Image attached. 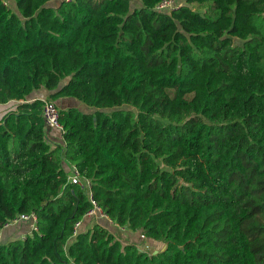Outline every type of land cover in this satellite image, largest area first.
<instances>
[{"label": "trees", "instance_id": "trees-1", "mask_svg": "<svg viewBox=\"0 0 264 264\" xmlns=\"http://www.w3.org/2000/svg\"><path fill=\"white\" fill-rule=\"evenodd\" d=\"M13 1L0 0V104L14 102L0 231L38 221L0 242V264H264V0ZM42 89L89 108H60L61 135ZM72 166L114 223L167 247L90 224Z\"/></svg>", "mask_w": 264, "mask_h": 264}, {"label": "built area", "instance_id": "built-area-1", "mask_svg": "<svg viewBox=\"0 0 264 264\" xmlns=\"http://www.w3.org/2000/svg\"><path fill=\"white\" fill-rule=\"evenodd\" d=\"M72 1V0H67ZM7 3V1H6ZM178 8L177 0H162L156 5V9L158 10H174ZM44 105H43V116L45 118L46 125L48 128L56 129L58 132L63 135L64 133V126L60 122V107L58 104L48 98H44ZM68 183L76 184L83 190L88 191L90 200L92 202V208L88 210L86 213V217L93 220L99 218H107L110 222L114 223L112 219H110L101 209L98 202L94 198L93 191H92V181L89 178L83 177L76 166H72L71 173L68 176ZM37 221L38 217L35 213L31 214H21L16 217L13 221L6 223L5 227L11 226L13 224H17L20 222H29L31 224V230L37 229ZM83 223V220H79L74 225V235L77 234L80 230V227ZM116 224V223H115ZM119 228L125 231V227L119 226ZM1 233V231H0ZM26 235L23 236L25 238Z\"/></svg>", "mask_w": 264, "mask_h": 264}, {"label": "crops", "instance_id": "crops-1", "mask_svg": "<svg viewBox=\"0 0 264 264\" xmlns=\"http://www.w3.org/2000/svg\"><path fill=\"white\" fill-rule=\"evenodd\" d=\"M49 95V91L46 90V89H42L40 91H38L35 96L38 97V98H47ZM24 100H21L20 102H23ZM14 102H9V103H6V104H0V118L10 109H12V107L14 106L13 104ZM58 105L60 108H67V107H70V106H78L79 105V102L76 101L75 99H72V98H68V97H65V98H61L57 101ZM51 141L52 142H61V137L59 136V133L56 131V130H51ZM96 223V222H99L102 226L106 227L107 229H109L110 231H113L115 232L114 230L116 229H120L119 228V225L115 224V223H112L110 222L107 218H99L98 220L97 219H93L91 220L90 224L91 223ZM21 224L19 225H15L13 224V226L17 227V228H13V229H10L9 233L6 234L5 231H7L8 227H11V226H8V227H4L2 230H1V233H0V242H7L9 241L12 237L14 236H18V235H21V236H24L26 235L28 232H30L31 230V224L29 222H20Z\"/></svg>", "mask_w": 264, "mask_h": 264}, {"label": "rangeland", "instance_id": "rangeland-1", "mask_svg": "<svg viewBox=\"0 0 264 264\" xmlns=\"http://www.w3.org/2000/svg\"><path fill=\"white\" fill-rule=\"evenodd\" d=\"M135 3V2H134ZM11 4L14 8V10L16 12H19L18 11V8H17V5L16 3L11 0ZM136 4V3H135ZM79 102V107L83 110H86L85 108H89L87 105H85L84 103ZM77 106V107H78ZM55 145V144H53ZM13 228H17L15 226H11V227H8L6 234L9 233L10 229H13ZM115 232H113L119 239H121L124 243H136L142 250H145L147 251L149 254H153L154 251L156 250H160L164 244L163 243H159V242H156L155 240L153 239H150V238H147L145 237L141 231H136V232H132V231H129V230H121V229H116L114 230ZM23 237V236H22Z\"/></svg>", "mask_w": 264, "mask_h": 264}, {"label": "water", "instance_id": "water-1", "mask_svg": "<svg viewBox=\"0 0 264 264\" xmlns=\"http://www.w3.org/2000/svg\"><path fill=\"white\" fill-rule=\"evenodd\" d=\"M167 247V244H165L164 245V247H163V249L162 250H164L165 248ZM142 250V249H141ZM159 252V250H156V251H154V253L153 254H156V253H158Z\"/></svg>", "mask_w": 264, "mask_h": 264}]
</instances>
